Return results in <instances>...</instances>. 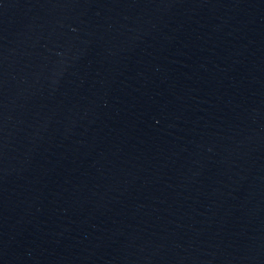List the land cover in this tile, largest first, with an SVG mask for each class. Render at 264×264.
Masks as SVG:
<instances>
[{"label":"water","instance_id":"95a60500","mask_svg":"<svg viewBox=\"0 0 264 264\" xmlns=\"http://www.w3.org/2000/svg\"><path fill=\"white\" fill-rule=\"evenodd\" d=\"M0 264H264V0H0Z\"/></svg>","mask_w":264,"mask_h":264}]
</instances>
